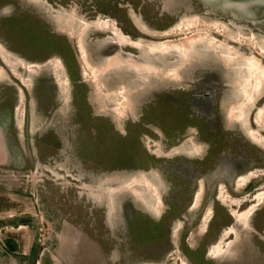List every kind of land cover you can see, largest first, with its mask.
I'll list each match as a JSON object with an SVG mask.
<instances>
[{
    "label": "rangeland",
    "instance_id": "rangeland-1",
    "mask_svg": "<svg viewBox=\"0 0 264 264\" xmlns=\"http://www.w3.org/2000/svg\"><path fill=\"white\" fill-rule=\"evenodd\" d=\"M1 52L0 264H264V0H0Z\"/></svg>",
    "mask_w": 264,
    "mask_h": 264
},
{
    "label": "bare ground",
    "instance_id": "bare-ground-1",
    "mask_svg": "<svg viewBox=\"0 0 264 264\" xmlns=\"http://www.w3.org/2000/svg\"><path fill=\"white\" fill-rule=\"evenodd\" d=\"M99 24V23H98ZM106 25V24H105ZM97 26H99V25H97ZM107 28H109L108 26H107ZM142 31V30H141ZM113 34H115V33H113ZM116 35V34H115ZM120 35V34H119ZM120 37V36H119ZM116 39V38H115ZM123 40H124V38H122ZM118 41V40H117ZM116 44H118V43H116ZM161 45H163L164 46V44L162 43ZM160 45V46H161ZM163 49H165V48H163ZM188 52V51H187ZM6 54H3V52H1L0 53V58H2V60H3V62H5V63H7L8 64V61H7V59H6V56H5ZM9 65V64H8ZM11 65V64H10ZM253 65V64H252ZM251 66V65H250ZM251 134V132H249V135ZM259 203H260V201H259ZM258 203V204H259ZM255 206V205H254ZM253 206V207H254ZM252 212V211H251ZM218 247V246H217ZM215 248V247H214ZM216 253H218V252H216ZM40 264V263H39Z\"/></svg>",
    "mask_w": 264,
    "mask_h": 264
},
{
    "label": "flooded vegetation",
    "instance_id": "flooded-vegetation-1",
    "mask_svg": "<svg viewBox=\"0 0 264 264\" xmlns=\"http://www.w3.org/2000/svg\"><path fill=\"white\" fill-rule=\"evenodd\" d=\"M1 129V128H0ZM211 146V145H210ZM230 160V159H229ZM233 163H234V160H230V162H229V173H230V176H233L234 174H235V172H233L234 170L232 169V166H233ZM244 164V163H243ZM243 164H242V166H243Z\"/></svg>",
    "mask_w": 264,
    "mask_h": 264
},
{
    "label": "trees",
    "instance_id": "trees-1",
    "mask_svg": "<svg viewBox=\"0 0 264 264\" xmlns=\"http://www.w3.org/2000/svg\"><path fill=\"white\" fill-rule=\"evenodd\" d=\"M125 157H127V156H125ZM141 228L142 229H146V227L145 226H141ZM139 232H141V231H139ZM138 235H140L141 233H137ZM152 237H154V235H151ZM161 237V236H160Z\"/></svg>",
    "mask_w": 264,
    "mask_h": 264
},
{
    "label": "crops",
    "instance_id": "crops-1",
    "mask_svg": "<svg viewBox=\"0 0 264 264\" xmlns=\"http://www.w3.org/2000/svg\"><path fill=\"white\" fill-rule=\"evenodd\" d=\"M136 7V6H135Z\"/></svg>",
    "mask_w": 264,
    "mask_h": 264
}]
</instances>
